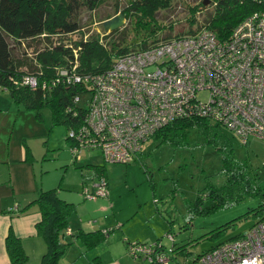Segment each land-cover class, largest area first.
<instances>
[{"label":"trees","instance_id":"1","mask_svg":"<svg viewBox=\"0 0 264 264\" xmlns=\"http://www.w3.org/2000/svg\"><path fill=\"white\" fill-rule=\"evenodd\" d=\"M175 1L127 0L121 7L120 0H116L113 14L92 21L102 26L105 34L102 36L95 32L88 36L87 32H82L83 12L96 11L109 0H0V82L10 86L9 93L19 107L35 111L39 120L43 117L42 109H50L53 126L65 125L69 135V131L78 130L85 122L88 114L85 104L92 93V85L68 83L65 77H61V70L71 71L76 67L79 73H100L112 67L113 62L124 54L156 46L175 37L195 34L203 28L213 30L222 39L229 38L247 16L264 10V0H202L193 7L186 5V23L182 24L181 31H176L173 23L167 25L158 17ZM117 13L125 16L128 25L114 31L106 30L103 22ZM77 33L80 37L74 39L73 35ZM25 74H38L41 84L52 83L57 77H60V82L51 89L40 86L36 90L14 85L12 78L20 79ZM77 96L82 97L79 103L74 101ZM193 129L217 146L216 138L222 132V125L197 116L176 119L154 136L174 146L182 145L187 144ZM67 139L71 145L74 144L69 136ZM218 150L222 155L220 174L225 180L221 186L209 184L202 190V195L190 201V215H208L247 198H261L259 206L253 210L254 215L261 217L258 221L262 220L264 187L260 173L264 171L254 168L249 159H239L232 148L225 146L218 147ZM82 168L87 170L83 174L90 178L105 176L99 166L88 164ZM91 168H95L92 175L89 172ZM205 198L211 202L203 207ZM34 204L38 205L42 215L37 230L47 243V252L40 264H58L68 245L67 237L80 240L88 247H95L105 239L101 230L85 232L79 229L76 233H67L77 206L62 199L58 188L41 191ZM233 223L226 224L213 236L227 231ZM240 236L242 234L231 239ZM6 249L12 264H30L21 239L12 228L6 237ZM199 256L188 257L186 264H193Z\"/></svg>","mask_w":264,"mask_h":264},{"label":"built area","instance_id":"2","mask_svg":"<svg viewBox=\"0 0 264 264\" xmlns=\"http://www.w3.org/2000/svg\"><path fill=\"white\" fill-rule=\"evenodd\" d=\"M60 75L68 83L92 85L85 122L68 135L77 158L84 150L99 149L108 162L129 164L162 127L195 116L226 126L245 144L250 138L264 140V10L247 16L229 38L203 28L124 54L100 73H79L75 67ZM12 80L36 90L51 89L60 77L44 84L38 74ZM9 87L0 82V91L9 92ZM109 193L104 177L83 190L91 200ZM67 233H73L70 227ZM128 249L146 264H180L159 244L128 242ZM193 264H264V218Z\"/></svg>","mask_w":264,"mask_h":264},{"label":"rangeland","instance_id":"3","mask_svg":"<svg viewBox=\"0 0 264 264\" xmlns=\"http://www.w3.org/2000/svg\"><path fill=\"white\" fill-rule=\"evenodd\" d=\"M201 1L176 0L173 6L164 10L158 17L162 23H173L174 29L181 31L184 26L182 24L186 23L184 18L188 14L186 5L193 7ZM115 3L116 0H109L96 11L85 10L82 15V32H87L88 36L99 32L103 36L105 33L102 26L92 21L113 14ZM126 3L127 0H120L121 7ZM128 23L126 19L125 26ZM79 37L78 33L73 35L74 39ZM2 93L6 92L1 91L0 94ZM41 112L42 119H37L45 132L44 139L36 140L35 145L33 144L34 152L40 160V176L44 178L48 188H58L63 196L74 199L78 208L84 207L89 212L98 214L99 218L93 229L111 231V234L95 247H88L80 242L73 243L72 239L67 237L68 245L58 264H91V259L95 256H101L104 264H113L111 261H105L104 256H108V251L114 255H125L124 262L120 264H146L130 255L127 240L159 244L178 263L185 264L188 257H198L233 237L247 233L261 218L254 215L253 210L259 206L261 198H247L239 204L208 215L191 216L189 204L202 195V190L209 184H223L225 178L220 174L222 155L218 147L232 148L239 159H249L254 168L264 171L262 140L250 138L245 144L234 131L222 126V132L216 138V146L208 142L204 134L193 129L188 135L187 144L174 146L155 136L149 138L144 142L136 159L129 164L108 162L99 149L84 150L79 160L75 161L72 146L67 139V127L62 124L53 126L50 109L44 108ZM87 164L99 166L103 170L114 194L112 200L115 201L116 207L113 212L121 218L120 223H112V217L106 214L105 210H93V205L102 198H84L83 173L87 170L82 166ZM91 169L89 172L92 175L95 168ZM94 178L99 180L98 177ZM260 180L264 187V172L260 173ZM86 185L91 186L92 182H87ZM210 202V199L205 198L203 207L208 206ZM82 216L79 211L76 212L69 227L80 224ZM231 222L233 224L229 225L227 231L213 236ZM174 244L177 248L175 250ZM181 247H184V250ZM33 252H37V249Z\"/></svg>","mask_w":264,"mask_h":264},{"label":"crops","instance_id":"4","mask_svg":"<svg viewBox=\"0 0 264 264\" xmlns=\"http://www.w3.org/2000/svg\"><path fill=\"white\" fill-rule=\"evenodd\" d=\"M44 134L35 111H26L19 107L9 92L0 94V264H12L6 249V237L11 228L21 239L30 258V264H40L43 255L47 252V243L37 230L42 215L38 205L34 204L41 191L55 188H48L44 178L40 176L38 168L40 160L33 148L36 140L44 139ZM53 152L56 154L54 149ZM79 158L74 157L75 161ZM83 178V190L87 182L98 181L85 175ZM94 180L96 181L93 182ZM59 195L67 202L76 204V212L83 214L81 223L76 227H70L73 233L82 229L85 232L101 230L105 233V238L111 234L108 229H93L99 218L98 214L89 212L84 207L78 208V203L72 198L63 196L61 191ZM112 197L114 194L110 189L108 197L98 198L101 200L93 205V210L96 212L105 210V213L112 217V223H120L121 218L113 212L116 204ZM72 242H80L84 245L75 238ZM128 242L130 241L127 240V247ZM35 249L37 252H33ZM107 254L108 256H104L105 261H111L110 263L120 264L125 260L123 257L125 255H114L111 251ZM91 261L94 264H104L101 256H95Z\"/></svg>","mask_w":264,"mask_h":264},{"label":"water","instance_id":"5","mask_svg":"<svg viewBox=\"0 0 264 264\" xmlns=\"http://www.w3.org/2000/svg\"><path fill=\"white\" fill-rule=\"evenodd\" d=\"M126 23V18L122 13H119L112 18H109L103 22L106 30L114 31L119 28H123Z\"/></svg>","mask_w":264,"mask_h":264}]
</instances>
